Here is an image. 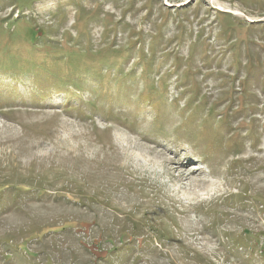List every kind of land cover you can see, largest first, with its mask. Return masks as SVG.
I'll return each instance as SVG.
<instances>
[{
  "label": "rangeland",
  "instance_id": "obj_1",
  "mask_svg": "<svg viewBox=\"0 0 264 264\" xmlns=\"http://www.w3.org/2000/svg\"><path fill=\"white\" fill-rule=\"evenodd\" d=\"M264 0H0V264H264Z\"/></svg>",
  "mask_w": 264,
  "mask_h": 264
},
{
  "label": "trees",
  "instance_id": "obj_2",
  "mask_svg": "<svg viewBox=\"0 0 264 264\" xmlns=\"http://www.w3.org/2000/svg\"><path fill=\"white\" fill-rule=\"evenodd\" d=\"M264 205V204H263Z\"/></svg>",
  "mask_w": 264,
  "mask_h": 264
}]
</instances>
